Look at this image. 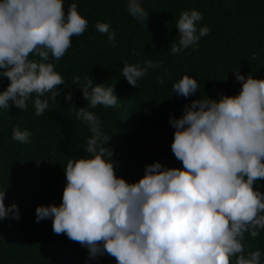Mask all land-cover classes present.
<instances>
[{"label": "clouds", "instance_id": "clouds-1", "mask_svg": "<svg viewBox=\"0 0 264 264\" xmlns=\"http://www.w3.org/2000/svg\"><path fill=\"white\" fill-rule=\"evenodd\" d=\"M126 7L145 24L148 12L140 0H127ZM202 20L195 9L180 12L179 41L170 47L174 55L195 48L209 34L207 26L197 34ZM87 27L74 2L65 11L64 0H0V77L9 81L0 91V108L9 109L11 101L26 111L31 102L35 115H43L65 84L49 56L59 61ZM95 27L115 47L109 25L97 21ZM160 64L124 63L122 76L136 88ZM233 73L241 84L238 94L200 95L184 105L179 117L170 116L171 150L182 167L154 161L135 182L117 176L100 119L70 105L92 135L86 155L68 159L63 167L61 203L38 205L36 222L50 218L53 232L84 246L88 259L107 254L116 264H261L259 248L245 255L243 241L245 233L255 239L264 230V193L254 187L264 180V79L241 74L239 68ZM74 81L88 107L117 105L112 85ZM198 89L197 79L188 74L172 85V92L184 98ZM64 98L71 101V93ZM12 133L13 140L30 143L28 130L13 127ZM5 194L0 190V220H19L17 205L5 206Z\"/></svg>", "mask_w": 264, "mask_h": 264}, {"label": "trees", "instance_id": "trees-1", "mask_svg": "<svg viewBox=\"0 0 264 264\" xmlns=\"http://www.w3.org/2000/svg\"><path fill=\"white\" fill-rule=\"evenodd\" d=\"M73 2L88 27L72 38V47L59 61L49 56L65 81L58 86L61 94L56 101L49 100L41 116L35 115L31 102L26 111L11 101L9 109L0 108V190L5 189V206L15 203L20 217L0 220V264H116L107 254L88 259L84 246L53 232L50 218L36 222L38 205L61 203L66 185L63 167L68 159L86 155L92 135L70 105L85 107L100 119L101 131L110 137L106 146L113 152L117 176L135 182L145 165L154 161L182 167L171 150L170 116L179 117L184 105L200 95L238 94L241 84L235 80V69L264 79V0H140L148 12L145 24L129 14L127 0H64L65 11ZM192 9L203 16L197 34L202 26L209 28V34L195 48L174 55L170 47L179 41L176 20L181 11ZM97 21L115 32V47L106 33L96 30ZM148 60L162 64L149 69L136 88L129 85L122 76L123 64L143 67ZM184 74L200 85L188 98L172 92L173 83ZM74 77L81 84L87 78L93 85H112L117 105L88 107ZM8 83L0 77V91ZM67 92L71 101L64 98ZM13 127L28 130L30 143L13 140ZM254 187L264 193V180ZM243 243L245 255L259 248L264 264V230L255 239L245 233Z\"/></svg>", "mask_w": 264, "mask_h": 264}]
</instances>
